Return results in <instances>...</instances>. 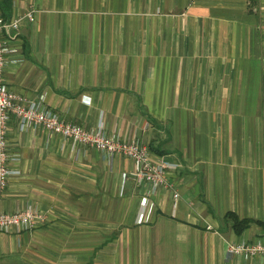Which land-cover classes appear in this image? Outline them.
<instances>
[{
    "label": "crops",
    "instance_id": "crops-1",
    "mask_svg": "<svg viewBox=\"0 0 264 264\" xmlns=\"http://www.w3.org/2000/svg\"><path fill=\"white\" fill-rule=\"evenodd\" d=\"M2 1V0H0ZM21 18L8 90L64 120L137 139L176 165L171 189L123 155L9 124L17 158L0 212L46 224L0 231V264H264V0H4ZM33 12L30 20L26 14ZM251 223L238 234L226 218Z\"/></svg>",
    "mask_w": 264,
    "mask_h": 264
},
{
    "label": "built area",
    "instance_id": "built-area-1",
    "mask_svg": "<svg viewBox=\"0 0 264 264\" xmlns=\"http://www.w3.org/2000/svg\"><path fill=\"white\" fill-rule=\"evenodd\" d=\"M32 13L31 11L26 14L30 20L33 17ZM20 19L0 18V190L6 187L9 177L19 174L10 166L11 161L18 159L16 154L9 151L8 132L9 124L13 118L20 124L22 130L34 125L40 126L43 130L68 139L75 145L104 152L108 157L123 155L135 165L134 169L129 172L131 177L139 183L149 185L151 190L157 189L159 186L167 187L171 189L173 199L177 200L179 194L168 178V172L176 168V165L164 161H153L147 147L137 139L125 141L117 135L107 136L102 133L101 129H86L78 124L70 123L48 108H43L38 102L8 90L3 74L8 62H18L16 59L10 60L9 57V55H15L17 49L12 45L11 38H3L2 32L17 30ZM45 224L46 217L35 209L11 212V214L0 212V231L3 232L33 231ZM227 251L230 255L254 256L257 253L264 254V244H230Z\"/></svg>",
    "mask_w": 264,
    "mask_h": 264
},
{
    "label": "trees",
    "instance_id": "trees-1",
    "mask_svg": "<svg viewBox=\"0 0 264 264\" xmlns=\"http://www.w3.org/2000/svg\"><path fill=\"white\" fill-rule=\"evenodd\" d=\"M0 12L2 13V15L5 14L4 0L0 1ZM226 218L232 221L231 224L233 225L234 230L238 234L242 233V231L251 223L249 219H239L233 213L226 214Z\"/></svg>",
    "mask_w": 264,
    "mask_h": 264
}]
</instances>
